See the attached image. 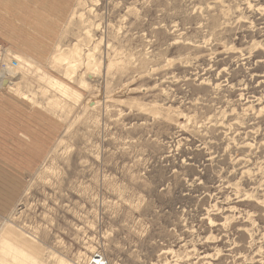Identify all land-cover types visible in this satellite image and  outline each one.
<instances>
[{
    "label": "rangeland",
    "instance_id": "1",
    "mask_svg": "<svg viewBox=\"0 0 264 264\" xmlns=\"http://www.w3.org/2000/svg\"><path fill=\"white\" fill-rule=\"evenodd\" d=\"M79 1L60 48L99 63L70 79L34 54L5 90L64 129L0 216V260L264 264V0Z\"/></svg>",
    "mask_w": 264,
    "mask_h": 264
},
{
    "label": "crops",
    "instance_id": "2",
    "mask_svg": "<svg viewBox=\"0 0 264 264\" xmlns=\"http://www.w3.org/2000/svg\"><path fill=\"white\" fill-rule=\"evenodd\" d=\"M15 3L11 5L13 12L10 15L6 13L8 10L3 14L5 8H0V36L3 38L2 42L10 46L12 42L9 40L13 38L8 40V33L13 35L19 24L22 25L20 12L23 15L26 8L33 10L39 8L37 6L46 7L37 0ZM44 11L41 12L42 17L49 15L47 7ZM57 20L48 22L53 24ZM59 21L60 23L55 22L56 26L62 28L65 22ZM63 129L62 121L50 110L36 108L0 89V216H6L7 211L18 205L24 192L23 184L28 182L48 158Z\"/></svg>",
    "mask_w": 264,
    "mask_h": 264
},
{
    "label": "bare ground",
    "instance_id": "3",
    "mask_svg": "<svg viewBox=\"0 0 264 264\" xmlns=\"http://www.w3.org/2000/svg\"><path fill=\"white\" fill-rule=\"evenodd\" d=\"M19 1H21L22 3L25 1L32 2L36 0H0V3L2 5V8H5V11L8 10L10 12H7L11 13L13 12V10L11 9V5L13 3L16 4L15 2ZM77 1L78 0H37V2H40L41 4H43V6L45 5L47 7L49 15L47 14L43 17L41 16V12L42 10L44 11L46 7L44 8L42 6H37L39 8H34L33 10H29L26 8L23 15L20 12V19H22V25L20 26L19 24V27H17L14 34L10 35L14 40L15 38H17L19 39V41H13L16 50H10L13 52L6 57V61L12 62L8 63L6 67L0 72V89L7 90L12 87V85L15 83L16 78H18L20 74V70L18 71L16 67L21 68V70L24 69L30 72H33L35 70V67L36 69H38V71L41 70L42 66L40 65V63L38 65L33 61L34 54L37 56L38 59L44 60V63L45 61H47L48 65H54V63L57 64L58 59L62 60V63L60 64L66 63L67 65L65 66L64 74L70 79H72L74 74H76L79 63L85 58L88 60L89 65L99 63L97 62L96 56L94 54L95 51H93V49L91 51L88 50V52L85 53L83 47L80 44L76 45L74 48H71L70 52H63L62 48H60L61 41H59V38L61 37V35H63V32L66 28V24L68 23V18H71L70 20H73L77 15V11H75V4L77 3ZM1 19L2 18H0V22ZM54 20H57L55 21L56 23H60L59 20H61L65 22V24L62 26V28H58L55 22L53 24H50L48 22ZM8 34H10V32ZM58 34H60V36ZM57 35L59 38H57ZM47 43H49L50 45H46ZM55 50L58 52V55H53V52ZM71 59H74V61L69 62ZM0 61H2L1 58ZM47 64L45 63L44 65ZM100 64L102 63L100 62ZM110 68L111 66L109 67V69ZM41 78L45 79V82L50 86L55 87L59 91V93L62 94L64 97H68V95H70L71 88L66 83L60 80L53 79L47 74L41 75ZM80 84H82V86L86 88L89 87V83L86 80H80ZM89 103L92 106H94L95 104L94 101ZM2 252H8L10 257H14V255L12 254L13 248L7 243L0 244V254ZM0 264L8 263L0 260ZM19 264H27V259L22 258ZM30 264L44 263L43 260L35 259L31 261ZM57 264L73 263L68 260L62 259L59 260Z\"/></svg>",
    "mask_w": 264,
    "mask_h": 264
}]
</instances>
